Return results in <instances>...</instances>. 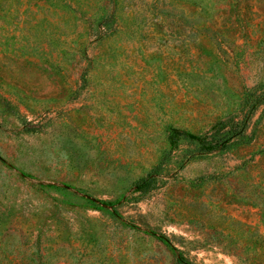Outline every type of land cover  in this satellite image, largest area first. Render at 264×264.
I'll return each instance as SVG.
<instances>
[{
    "label": "rangeland",
    "instance_id": "374dc122",
    "mask_svg": "<svg viewBox=\"0 0 264 264\" xmlns=\"http://www.w3.org/2000/svg\"><path fill=\"white\" fill-rule=\"evenodd\" d=\"M0 264H264V0H0Z\"/></svg>",
    "mask_w": 264,
    "mask_h": 264
}]
</instances>
